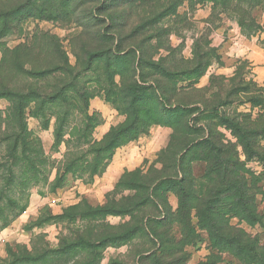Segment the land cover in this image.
Segmentation results:
<instances>
[{
  "label": "rangeland",
  "instance_id": "374dc122",
  "mask_svg": "<svg viewBox=\"0 0 264 264\" xmlns=\"http://www.w3.org/2000/svg\"><path fill=\"white\" fill-rule=\"evenodd\" d=\"M237 37L264 48V0H0V264H264V83ZM75 85L90 97L83 115L68 99L42 118L12 97ZM135 112L123 137L135 140L106 149ZM154 130L170 133L90 203L82 188ZM105 205L123 215L68 217ZM129 229L91 255L72 247ZM224 235L249 246L235 253Z\"/></svg>",
  "mask_w": 264,
  "mask_h": 264
},
{
  "label": "trees",
  "instance_id": "16d2710c",
  "mask_svg": "<svg viewBox=\"0 0 264 264\" xmlns=\"http://www.w3.org/2000/svg\"><path fill=\"white\" fill-rule=\"evenodd\" d=\"M251 6V5H250ZM259 6V3H254L250 9H253L254 7ZM222 7H224L226 9V7H228L227 4H223ZM237 22L239 23V25L241 26V28H250L254 26V22L247 19H240L237 18L236 19ZM248 23H250V25H248ZM27 76L29 78H33V79H47L49 77H51L53 70H43L37 73H30L27 72ZM144 83V82H143ZM137 85V84H136ZM135 85V86H136ZM67 87H65L64 89H60L59 92H55L52 94H46L45 92H37V91H33V90H29L28 92L24 93V94H20V95H14L13 100L16 99L18 102L23 103L26 102V106L29 103H34L37 106V115H40V117L42 118H46L49 116H52L53 113L52 111V106L53 105H58L57 103H65L68 104L67 100L70 99L73 103V105L71 106L72 110H77L79 114L83 115L85 114L87 107H88V100L89 98H87V95L85 94V92L79 88V86L75 85V86H71V90L70 92L65 91ZM137 90L138 88H134V90ZM144 90H149L150 88H142ZM155 91V90H154ZM69 93V95H68ZM18 96V97H17ZM162 100V99H161ZM161 105L164 104V101H161ZM28 103V104H27ZM134 101L132 102V106L134 105ZM168 109H172L171 112H179L181 113L183 108H180L179 105L174 106L173 108H168ZM69 110L67 109L66 112H68ZM135 111V110H134ZM188 115L189 114H185ZM134 118L136 120V123H132L130 126L128 127H121V129H119L118 131L114 132L113 134L109 135V137L106 139L107 143H106V149H115L119 146H122L123 143H125V141H131V140H135V138H129V139H124V135H126V133H128L131 129H133V127L137 124V119H138V114L135 112L134 114ZM21 123L23 124V117L20 116L19 117V125H21ZM60 131V130H59ZM14 133V132H13ZM12 133V134H13ZM19 133L20 135H27V128L24 126L19 129ZM18 135V137L20 136ZM1 136H2V130L0 128V140H1ZM121 139V140H120ZM22 140L23 143H25V139H19ZM18 140V143H19ZM124 141V142H123ZM79 149H83V148H79ZM7 150L9 151L8 155L13 159L16 158V156L18 155L19 151H20V146L15 145L13 143V145H8L7 146ZM83 151V150H82ZM83 158V156H80L79 158L75 159L74 161H77L78 159ZM69 170V169H68ZM104 172V171H103ZM102 172V173H103ZM65 173V171H64ZM119 183V182H118ZM181 208L184 207V203H181ZM73 208V207H72ZM71 208V209H72ZM77 206H74L73 209H75V211L73 213H69L68 217H77L80 216L81 218H89L90 222H97V220L99 221V223H101L103 221V218L107 217V216H122L123 213H121L120 211H113L111 209V207H109L108 205H105L104 207H99V208H88L87 211L82 214V212H78L77 210ZM129 211L126 212V214ZM144 225V224H143ZM145 226V225H144ZM96 231H97V235H99L102 231L99 230V228H103L100 225L98 227H95ZM220 229V228H218ZM132 229L127 230V232H121L120 234H108V232L106 234H104L103 236H101L102 238H100L99 240L96 241H92V235L94 234L93 230H89L86 235L89 237V239H85V238H79L78 240L72 242V247L76 249V247H82V249H86L87 252H89V255H91L92 253H94V250H100L103 247H105L106 245H108L109 243H114L116 241H121L124 239H127L129 234L132 233L131 232ZM138 230V228H136V231ZM219 237V236H218ZM223 242L224 247H226L227 249H232L235 253L237 252H241V254L245 251V249L248 248L249 244H245V242H243L242 238L240 237H229V236H222L220 238ZM240 249V250H239ZM63 253V251L61 250H57L56 253ZM249 253H254L253 250H248ZM23 253H26L25 251ZM88 257V256H87ZM35 261V256L30 257L28 254L27 256H23L20 259H17V261L13 262V264H19V262H26V263H31ZM86 263V262H85ZM83 264V263H82ZM97 264V262H96Z\"/></svg>",
  "mask_w": 264,
  "mask_h": 264
},
{
  "label": "crops",
  "instance_id": "0c3cea01",
  "mask_svg": "<svg viewBox=\"0 0 264 264\" xmlns=\"http://www.w3.org/2000/svg\"><path fill=\"white\" fill-rule=\"evenodd\" d=\"M235 40L234 44L236 46L240 45V52L251 61L253 72L256 74L258 81L264 83V48L258 44V38L245 39L237 37ZM169 133V130H165V132L154 130L146 147L142 144L145 140L139 139V141L119 148L102 175L94 183L82 188L83 196L94 204L97 202V197H100L98 195L107 194L114 190L121 177L126 172L137 169L139 162L143 161L151 150L156 149V147L159 148L167 139ZM43 205H45V202L38 204L37 209H40Z\"/></svg>",
  "mask_w": 264,
  "mask_h": 264
}]
</instances>
